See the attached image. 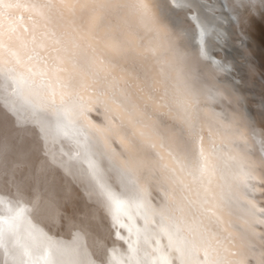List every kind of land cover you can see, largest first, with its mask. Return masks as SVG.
Masks as SVG:
<instances>
[{
	"label": "snow or ice",
	"instance_id": "snow-or-ice-1",
	"mask_svg": "<svg viewBox=\"0 0 264 264\" xmlns=\"http://www.w3.org/2000/svg\"><path fill=\"white\" fill-rule=\"evenodd\" d=\"M221 7L226 10L231 5ZM203 9L215 15V6L201 0H0L3 88L14 85L12 94L32 98L31 123L44 133L45 144L44 120L49 117L56 119L57 135L69 137V129L77 126L94 131L101 142L100 160L109 165L107 181L99 182L100 166L89 162L107 200L108 212L100 219L108 222V237L115 230L113 245L128 244L135 264H141L138 249L121 234L127 230L131 235L135 225L131 206L143 221L137 236L155 241L159 264H173L172 253L175 264H264V230L256 228L264 227V207L245 192L257 191V184L264 186V156L252 159L245 150L250 141L243 136L220 146L218 124L226 111L215 86L195 71L169 81L159 76L141 78L126 70L129 64L146 68L153 54L158 56L161 39L167 41L172 61L183 62L187 54L179 44L187 38L184 23L191 18L199 24ZM248 12L257 14L255 0H248ZM259 15L264 17V0H259ZM145 34L153 37L147 46ZM205 34L201 26V40ZM199 55L226 76L230 72L229 66L208 54L203 43ZM96 103L106 110L104 128L85 115ZM4 107L9 115L19 111L7 99ZM217 107L215 122L207 120L205 109ZM227 107L235 121L238 108ZM21 123L17 120V125ZM259 135L264 152V129ZM9 147L5 134L0 152ZM223 154L228 159L215 165L214 158ZM5 202L8 215L0 219V264H77L81 233L101 227L94 223V214L84 212L78 221H69L80 229L72 242L57 243L30 219L44 215L55 225L66 218L50 196L20 181L6 201L0 200ZM237 214L245 232L226 227L228 235L221 238L213 231L214 226L232 224ZM24 231L31 238L39 233L49 242L48 252L37 255ZM246 233L259 238L258 253L255 244L241 243ZM98 248L99 258L89 264H124L116 247L108 249L101 241ZM201 252L203 260L198 258Z\"/></svg>",
	"mask_w": 264,
	"mask_h": 264
},
{
	"label": "bare ground",
	"instance_id": "bare-ground-1",
	"mask_svg": "<svg viewBox=\"0 0 264 264\" xmlns=\"http://www.w3.org/2000/svg\"><path fill=\"white\" fill-rule=\"evenodd\" d=\"M201 2L214 5L216 12L213 15L203 9L201 11L202 20L199 24L191 18L184 23L187 38L179 44L181 50L187 54L183 62L172 61L167 51L168 43L161 39L157 41L158 56L153 54V59L149 60L146 68L139 64H129L126 70L141 78L145 75L149 79L159 76L169 81L178 74L188 75L192 71L199 73L202 79L209 82L210 86H215L214 90L222 98V104L225 107L226 115L218 124L220 146L223 147L230 140L243 136L250 141L245 150L252 159L258 161L264 156L259 143L261 139L259 134L264 129V17L259 15V0H255L257 12L255 16L249 15L248 0H201ZM222 4L231 5V7L225 10L221 7ZM129 15H133L131 10H129ZM201 26L206 32L203 40L200 36ZM152 41V35L145 34V45H149ZM202 43L214 60L230 67L231 70L227 76L217 71L215 64H210L199 55ZM13 87L14 85L5 91L0 81V139L6 134L10 145L6 153L0 152V200L6 201L7 194L15 192L16 185L20 181H23L28 189L35 185L38 192L42 191L45 197L50 196L60 205L59 211L66 218L55 225L44 215L30 219L36 228L51 237L52 241L64 244H70L73 234L80 230L78 225L74 227L70 224V219L74 218L78 221L82 213L90 211L97 217L94 223H101V227L95 231L81 233V250L79 256L76 257L77 264H89L90 260H97L99 258L98 245L101 241L107 243L108 249L116 247L119 250L117 254L120 255L124 264H135L134 259H131L128 254V244L124 241H116L113 245L111 241L116 240L115 230H112L111 236L108 237V222L106 220L101 222L100 219L105 217L108 207L106 196L101 191L98 180L99 182L107 181L109 165L106 161L100 160L98 152L101 142L94 135V131L87 127L77 126L69 129V137L57 135L56 119L49 117L44 120L48 141L45 144L42 139L44 133L31 123L34 101L27 96L12 94ZM5 99L10 104L17 105L19 109L17 114L7 113L4 107ZM234 101L239 103L236 104ZM229 104L238 108L239 115L235 121L231 119V108L227 107ZM98 112L100 115L97 114ZM219 112L218 107L208 108L205 109L204 115L207 120L215 122L213 113L219 115ZM85 115L100 128L108 124L103 104L96 103L92 106V111L86 109ZM162 119L170 123L166 117ZM17 120L22 123L17 125ZM26 121L27 123H23ZM240 143L241 147H244L243 143ZM227 159V154H223L219 158H214L213 163L219 166ZM90 161H95L100 166L98 180L93 178ZM228 162L235 164L233 160ZM248 191L245 189L248 197L255 199L257 205L262 207L261 204L264 202L256 197L259 191L254 194L256 198H252L253 192ZM258 201L262 203L259 204ZM7 207L6 202L0 203V219L8 215ZM21 207H23V202H21ZM128 210L134 217L135 225L131 235L127 230H121V234L128 237V243L138 249L137 255L141 264H159L156 260L158 254L153 251L156 247L155 241L151 239L146 241L143 234L137 236L136 229L143 227V221L137 217L135 206L129 207ZM238 216L239 214L233 217L232 224L214 226L213 231L221 238L228 235L226 227L232 231L245 232ZM122 219L131 226L132 222L127 216ZM261 228L259 227L262 231L263 228ZM259 229L257 230L260 231ZM23 234L34 246L37 255L43 256L48 252L49 242L40 237L39 233H36L34 238L28 237L27 231ZM258 242L259 238L252 236L251 233H246L244 240L241 241L245 246L255 244L257 253L259 252ZM175 255V253L171 254L173 264H175ZM198 258L203 260V252Z\"/></svg>",
	"mask_w": 264,
	"mask_h": 264
},
{
	"label": "rangeland",
	"instance_id": "rangeland-1",
	"mask_svg": "<svg viewBox=\"0 0 264 264\" xmlns=\"http://www.w3.org/2000/svg\"><path fill=\"white\" fill-rule=\"evenodd\" d=\"M228 77L232 78V76H229V75H228ZM258 185H259V184H257L256 187H257ZM261 188H264V186L259 185V186L257 187L258 190L255 191V192H253V194H252L251 197H252V198L255 197L254 194H256V193L259 191V192L257 193L256 197L258 198V200L264 202V198H263V197H264V191H262ZM248 192H251V191H248ZM259 193H260V194H259ZM247 195H248V194H247ZM258 195H260V197H259ZM261 195H262V196H261ZM256 197H255V198H256ZM261 197H262V198H261ZM261 199H262V200H261ZM254 200H255V199H254ZM260 201H258L259 204L262 203V202H260ZM261 205H262V207H264V206H263L264 203H262ZM258 226H259L260 228L262 227V226H260V225H257V229H259ZM262 228H263V230H264V227H262ZM262 228H261V229H262ZM242 229H243V228H242ZM259 230H260V229H259ZM257 231H258V230H257ZM260 231H261V230H260ZM258 232H259V231H258ZM258 243H259V242H258Z\"/></svg>",
	"mask_w": 264,
	"mask_h": 264
}]
</instances>
